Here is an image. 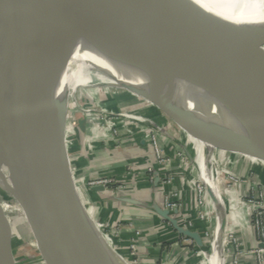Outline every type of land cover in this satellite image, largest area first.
I'll use <instances>...</instances> for the list:
<instances>
[{
    "label": "water",
    "instance_id": "water-1",
    "mask_svg": "<svg viewBox=\"0 0 264 264\" xmlns=\"http://www.w3.org/2000/svg\"><path fill=\"white\" fill-rule=\"evenodd\" d=\"M53 4L70 7L97 24L102 33L98 38L103 41L110 31L111 35L163 50L186 64L203 87L216 121L202 117L175 94H164L160 89L155 95L135 90L136 97L156 106L188 131L212 141L216 148L263 162L264 131L250 118L215 60L216 54L235 44L241 48L238 44L247 22L214 16L218 32L211 34L195 28L161 0H0V177L5 160L12 188L46 264H107L89 241L73 197L76 192L85 206L65 142L66 116L60 98L62 41ZM229 61L223 63L236 81L264 90V77L242 80L233 73ZM159 214L179 236L204 247L200 235L184 229L169 210L160 209ZM3 234L0 264H15Z\"/></svg>",
    "mask_w": 264,
    "mask_h": 264
},
{
    "label": "bare ground",
    "instance_id": "bare-ground-1",
    "mask_svg": "<svg viewBox=\"0 0 264 264\" xmlns=\"http://www.w3.org/2000/svg\"><path fill=\"white\" fill-rule=\"evenodd\" d=\"M161 1L164 4H169L178 0ZM209 1L214 4V8L218 12L203 14L194 19H185L199 30L211 34L217 33L218 29L213 20L214 16L220 19L225 17L241 18L247 22L246 26L254 21L264 20V0ZM52 13L58 22L56 26L62 41L63 74L61 90L75 89L77 80L82 77L86 78L85 82L88 84L97 80L117 86L135 85L125 87V90H129L128 92L134 95L135 90L155 95L156 90L160 89L164 94H175L185 105H191L189 106L190 109L202 117L216 121L214 111L204 95L203 87L201 84L196 83L191 70L183 62L163 50L142 45L135 41H128L117 35H111L110 31L106 32L109 38L103 41L98 38V35L102 33L99 31L97 24L87 21L70 7L53 4ZM243 52L245 51L235 44L216 54L215 60L220 66L222 74L238 96H240L244 105L247 106L250 118L264 131V90L254 84L240 83L232 79L229 76L226 64L223 63V60L229 56L237 57ZM255 55H261V53L256 52ZM127 74L128 80L121 81L120 79ZM178 84L191 87L185 90L174 88ZM173 123L180 129L181 133L187 134L193 143L194 162L206 169L210 185L215 192L214 194L208 183L204 185L211 196V201L214 203L211 214V218L214 219L212 229L214 248L212 247V239H210L209 245H211V249L207 253L209 256L207 257V262L210 261L211 264H227L228 256L226 248L223 246L221 234L222 223L225 229L223 208L226 204V199L222 189L225 180L217 163L211 162L213 157H210L201 146L202 141L213 142L188 131L176 121H173ZM3 164L5 169L0 177V233L9 235L11 242L18 246L22 245L24 239L29 240L32 238V241L34 240V248L41 253L27 214L12 188L5 160H3ZM73 197L77 199L80 209V220L83 223L88 239L94 245L98 254L104 258L107 264H118L111 256L116 258L121 264H128L123 257L110 247L99 226L93 222L92 217L85 210V206L80 203L76 192H74Z\"/></svg>",
    "mask_w": 264,
    "mask_h": 264
},
{
    "label": "crops",
    "instance_id": "crops-1",
    "mask_svg": "<svg viewBox=\"0 0 264 264\" xmlns=\"http://www.w3.org/2000/svg\"><path fill=\"white\" fill-rule=\"evenodd\" d=\"M141 111L147 118L166 126L167 120L164 118L166 116H163L162 112L159 114L154 111L147 112L143 109ZM138 129V125H132V133L122 129L117 140L99 141L92 151L88 150L83 143L84 134L81 133L80 128H77L76 135L65 131L67 149L69 150L72 146L74 149L69 154L74 176L86 181L99 177H109L117 181L119 187L104 191H95L87 187H83L82 190L84 195L96 204V218L99 221L109 226V228H115L119 224L126 226L123 231H120L123 233L121 239H119L120 243L134 240L136 235L133 227L141 225L144 229L142 230V236L137 240L138 246L143 254L154 260L155 264L160 260L159 257L163 260L167 253L169 255H166L165 259L171 257L168 264H198V256L195 255V252L206 247L209 237L212 239V247L214 248L212 232L214 219L210 216V224H208L200 218L197 194L192 188H185L182 182L184 173L188 171L187 168L179 161H174V164L172 163L167 167H160L156 163L153 145L144 139ZM87 131L89 134L90 126ZM159 141L170 156L177 157L179 149L168 136L161 135ZM212 145L211 142H201L202 149L210 157L214 158L215 155H218L222 160H230L231 170L237 176L249 178L254 175L255 182L264 181V161H261L259 168H256L254 162L260 160L239 152L225 151L219 148L216 150V146ZM195 165L194 171L197 173L199 180L205 184L208 183L210 189L214 192L206 169L200 164L195 163ZM217 166L219 165L217 164ZM149 168L158 169L162 177L167 174L174 176L176 179L174 184L170 186L149 184L145 178ZM197 176H193V178L197 179ZM248 189V186H242L237 191V195L244 196ZM171 190L181 192L185 205L183 212L177 215L173 213L171 217L173 216L179 223H192L191 231L200 235L204 247H199L194 240H190L189 244H184L171 223L159 214L160 209L161 211L166 209V194ZM213 207L214 203H212V210ZM87 212L90 216L92 215L90 210H87ZM223 213L226 216V204ZM250 216L251 212L249 210L246 208L240 209L239 221L241 226L235 230L241 248L245 251L253 250L257 246L255 230L248 226ZM223 232L225 235L226 229L223 228L222 223L221 234ZM163 244L169 246H163ZM223 246L226 248L224 241ZM111 257L118 264H121L116 258ZM207 257L208 255H206V264H208ZM240 263L257 264V259L253 255H245L241 258ZM148 264H150V261H148Z\"/></svg>",
    "mask_w": 264,
    "mask_h": 264
},
{
    "label": "rangeland",
    "instance_id": "rangeland-1",
    "mask_svg": "<svg viewBox=\"0 0 264 264\" xmlns=\"http://www.w3.org/2000/svg\"><path fill=\"white\" fill-rule=\"evenodd\" d=\"M166 5L170 6L172 9L178 12L184 19H194L203 14L218 12V10L214 8L215 7L214 4H212L209 0H178L176 2L169 3ZM238 45L244 49L245 51L243 52L244 54L242 53L241 55L237 57H233L232 55V57L229 56L228 58H226V59L230 58L229 66L230 68L231 67L234 68L233 73L239 76L242 80H246L249 77H252V78H256L257 76L264 77V20L254 21L250 25L246 26L241 36L240 43ZM254 52L261 53V55L256 57L254 55ZM229 76L232 77L231 75ZM127 77H128V74L120 80L121 81L128 80ZM232 79H234V77H232ZM85 81H86L85 77H82L79 80H77L76 82L77 86L73 90L71 89L61 90L60 89V94H61L60 98L63 100V107H64L65 116H66L65 117L66 118L65 131H69L67 126L70 123V120L72 119L73 120L72 123H74L77 128H80V130H82L81 133L83 134L88 133L87 130L89 129L91 121L85 116V114L83 113L84 112L83 110H92V109H96L98 111L102 110L106 112L105 114H110V116L112 115L119 116V123L120 122H122L123 124L127 123L133 126H134L133 122H135V120H137L139 117H144V118L146 117L144 116L143 113H141L142 109L147 112H152V111L154 112L157 111L160 113L162 112L156 106L142 99L137 98L132 93L128 92L129 90H125V87H131L135 85L117 86L115 84L113 85L112 83H102L97 80H94L92 83L88 84ZM63 85L65 86L66 84H63ZM136 87H140V86H136ZM176 87L177 89L185 90L187 88H190L191 86H187L184 84H180V85L178 84L174 88ZM148 88H151V87H148ZM162 114L163 116H166L164 118L165 120H167L166 121L167 124L165 126V130L168 134L167 136L168 138L172 140L174 145L177 146V148L179 149L178 153L182 154V158H184L183 162L181 161L180 157H179V160L176 159L175 161L181 162L183 166L187 168L188 171L184 173V176H187V175L191 177L197 176V173L194 171L195 162H194V157H193V152H194L193 143L190 141L187 134L184 135V133H181L180 129L174 125L170 117H168L163 112ZM121 125L122 124H120L119 126ZM202 142L206 143L205 141H202ZM215 160L218 162L220 168L224 171V169L227 167L226 165L227 161L222 160V158L218 157V155L216 156ZM4 169H5V166L3 164V170ZM73 177L75 181L80 179V178H76L74 176V173H73ZM99 178L113 179L109 177H99ZM145 178L147 180V177ZM196 178L197 179L195 180L197 181V188H198L200 187L199 181L201 180H199L198 176ZM201 183L203 184V186L205 185V183H203L202 181ZM222 187H223L222 189L224 192L225 191L227 192L230 189L229 184H225ZM80 196L83 200L84 205L86 206L85 198L82 195ZM207 196L209 199L210 196L208 193H207ZM224 198L226 199L225 201L227 205L229 196L226 193L224 195ZM212 203L213 202L211 201V204ZM94 205L96 208L95 203ZM228 211L229 210H226V214L228 213ZM93 220L95 224L99 226L106 241L111 245L114 244L115 240L121 239L122 237L121 234L123 233H121L120 231H123L126 228V226L122 224L115 226V228H111V227L109 228V226L102 223L96 218V209L93 214ZM228 224H229V218L228 216H226V225H225V229H226L225 235L226 236H224V232L222 233L224 244H225V240L227 239V237L230 239V235H231L229 228H228ZM133 229H134V232L136 233V238L135 239L133 238L134 240L131 239L132 241L128 245L117 244V247L114 246L115 251L119 255H121L127 261L128 264L129 263L148 264V261H150V264H155L154 260L150 259L146 254H143V252L140 250L141 248L138 246L137 240H139V238L142 236L143 234L142 230L144 229V227H142L141 225H138L137 227H133ZM3 237L5 238V240L7 241V243L10 245L12 249V254L14 256L15 264H46L41 253L37 249L34 248V244H33L34 240L32 241V238L29 240L24 239L22 242V245L18 246L13 243H9V237L7 236V234H3ZM180 238L183 240L184 244H189L190 239L185 238L183 236H180ZM209 240H210V237H209ZM209 240L206 244V247L204 248L208 253L211 249V245H209ZM227 240H226V245H225L226 254L228 256L227 264H230V254H231L230 249H232V242L229 245ZM197 254H199V256L197 257L198 258L197 263H198L200 262V251L199 250L195 252L196 256ZM166 255H169V254L167 253ZM166 255L164 256L163 260L162 258L159 257L160 260L156 264H168L169 263L168 260H170L171 257H169L168 259H165ZM208 264H211L210 261H208Z\"/></svg>",
    "mask_w": 264,
    "mask_h": 264
},
{
    "label": "built area",
    "instance_id": "built-area-1",
    "mask_svg": "<svg viewBox=\"0 0 264 264\" xmlns=\"http://www.w3.org/2000/svg\"><path fill=\"white\" fill-rule=\"evenodd\" d=\"M85 116L91 121L90 122V133L83 135V143L87 147L88 150L92 151L96 147V143L99 141L106 140H117L120 137L121 130H126L127 132L132 133V125L127 123H119V116H110V114H105L104 111H98L96 109L92 110H83ZM124 121V120H123ZM73 120H70V125L68 124V129L70 132L76 135L77 127ZM134 125H138V131L142 133L144 139L150 142L153 145L155 151L156 163L160 167H167L174 163L179 157L183 162L182 154H177L176 158L170 156L166 150L163 148L159 141V137L167 136V132L165 130V126L157 124L152 119L147 117H139ZM122 124L121 126H119ZM132 124V123H131ZM216 155L214 158H211L212 163H216L217 161ZM227 160V167L224 171L220 168L223 173V179L225 180V184H229L230 189L224 193L229 196L228 204L226 205V210H229L227 216L229 218L228 228L231 233L230 239H228V244L232 242V249H230V264H241V258L245 255H253L257 259V264H264V181L255 182L254 175L249 178H243L237 176L232 170L230 163L231 161ZM256 168H259L260 162H254ZM218 164V162H217ZM195 165V163H194ZM219 165V164H218ZM196 167V165L194 166ZM220 167V166H219ZM146 177L149 184L154 185L155 183L163 184V185H173L175 182V177L167 174L165 177L161 175L160 171L155 168H149L146 172ZM75 181V180H74ZM182 182L184 187L192 188L197 194L198 203H199V216L202 220L206 221L210 224V216L212 212L211 206V196L208 190H205V186L200 182V187L197 188V181L187 175L182 178ZM75 185L80 195L85 198L86 209L91 211V216L93 218V214L95 211L94 202L89 200L83 193L82 188H95V187H104L106 189H111L115 187H119L117 185V181L115 179H104V178H96L91 181H86L84 179H79L75 181ZM222 185V186H223ZM242 186H248V192L244 196H238L237 191ZM260 190V191H259ZM210 198L208 199L207 193ZM165 207L172 214H179L185 210V205L182 199V194L178 190H171L166 194L165 198ZM242 208H246L251 212L250 220L248 222L249 228L255 230L257 246L253 250L245 251L241 248V244L235 235V230L241 226L239 221V210ZM184 229L191 230L192 223H179ZM207 251L205 249L200 250V262L199 264H206V255ZM199 256V254H197Z\"/></svg>",
    "mask_w": 264,
    "mask_h": 264
},
{
    "label": "trees",
    "instance_id": "trees-1",
    "mask_svg": "<svg viewBox=\"0 0 264 264\" xmlns=\"http://www.w3.org/2000/svg\"><path fill=\"white\" fill-rule=\"evenodd\" d=\"M133 95H134V94H133ZM134 96H136V95H134ZM156 113H160V112H157V111H156ZM72 149H73V146L70 147L69 150L67 149V150H68V154L72 153ZM73 150H74V149H73ZM69 157H70V156H69ZM70 163H71V158H70ZM135 235H136V233H135ZM137 242H138V241H137ZM117 244L128 245V244H130V241H124L123 243H120L119 240H115L113 246H116V247H117ZM163 246H169V245H167V244H163ZM120 252H121V251H120ZM129 264H132V263H129Z\"/></svg>",
    "mask_w": 264,
    "mask_h": 264
}]
</instances>
